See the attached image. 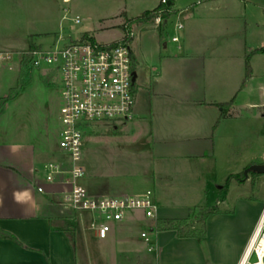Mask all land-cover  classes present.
Returning a JSON list of instances; mask_svg holds the SVG:
<instances>
[{
	"label": "rangeland",
	"instance_id": "obj_1",
	"mask_svg": "<svg viewBox=\"0 0 264 264\" xmlns=\"http://www.w3.org/2000/svg\"><path fill=\"white\" fill-rule=\"evenodd\" d=\"M176 1L179 10L197 5L194 9L200 13L199 17L185 15L178 19L175 16L168 22L161 17L149 21L140 19L144 13L156 9L160 0H0V50L13 54L10 61L0 63L5 69L4 94L7 88L15 90L8 122L13 124L14 116L21 113L28 123L36 114L38 122L33 124L44 136L45 143L53 144L58 153L61 92L52 80L45 79V73L51 68H31L30 63L27 72L20 68L22 58L30 57L31 39L42 50L80 42L85 35L101 45L127 39L136 60L135 91H140L142 86L148 91L151 75L163 74L161 68H192L190 76L206 85L207 100L228 103L236 97L232 113L241 118L240 133L245 132L247 142L240 143L239 123L231 122V133L224 129L216 138L215 159L203 163L180 158L189 155L186 153L175 155L179 143L195 141L179 138V123L171 124L168 129V125L162 126L157 119L137 118L126 124L97 126L85 139L87 175L83 185L89 193L95 197L123 196V192L136 188H150L155 192L158 206L175 208L178 217L190 209L216 207L218 199H225L220 207L227 210H234L232 205L240 196L264 200V175L250 174L246 178L245 171H241L230 179L227 196L223 191L226 178L235 171L238 161L246 160L248 164L264 154V52L252 54L264 48V0ZM76 18H80L79 24L75 23ZM179 21L184 26L182 31L176 28ZM174 37L178 42H173ZM248 55H251L253 74L241 90ZM166 76L167 80L173 77ZM250 103L259 107L255 110L245 107ZM259 132L263 133L260 138ZM229 143L236 146L232 163H228L227 157ZM149 179L150 187L144 184ZM228 195L229 205L225 207ZM198 212L195 211L194 220H189L186 234L202 231L201 223L197 222ZM137 214L143 219L141 213ZM242 221L238 217L231 223L230 235L234 232L238 235ZM156 223L146 222L138 231V240L147 250L141 234L149 233V238L155 241L157 235L150 233L149 224L156 228ZM111 226L114 229L117 224L111 223ZM231 247L226 249L229 261L236 255V247ZM205 252L210 258V251ZM145 255L149 264H159L155 253Z\"/></svg>",
	"mask_w": 264,
	"mask_h": 264
},
{
	"label": "crops",
	"instance_id": "obj_2",
	"mask_svg": "<svg viewBox=\"0 0 264 264\" xmlns=\"http://www.w3.org/2000/svg\"><path fill=\"white\" fill-rule=\"evenodd\" d=\"M175 5L173 17L177 16L179 19L188 15L196 19L200 15L195 12L197 9H194L197 5L182 10L177 7L176 0ZM178 24L182 23L179 21ZM163 31L161 35L165 33V29ZM0 53L3 51L0 50ZM177 58L180 59V56L178 55ZM21 62L20 68L25 73L28 67L23 69ZM193 71L188 67L169 66L161 68L163 74L157 76L152 74L151 88L147 91L142 86L140 91H135V120L157 119L162 126L168 125V129L171 128V124L179 123L181 125V129L178 130L179 138L182 140L191 138L195 141H192L193 143L190 140L182 141L181 145L179 143L174 150L177 152L175 155L186 153L189 155L180 158L205 163L215 159L216 138L224 129L231 131V122L239 123L237 135L242 137L240 143L241 140L247 142V136L244 131L240 133L241 118H237L232 113L236 97L232 99L234 104L230 112L231 117L222 120L216 127L221 116L219 105L227 103L207 100L206 85L190 76ZM4 72L5 69L0 67V99L8 97L12 91L15 92L14 88H7V94H4ZM166 75L173 77L167 80ZM51 78L52 73L49 70L45 73V79L49 82ZM14 102L15 95L7 104L0 103V230L14 236L19 244L0 236V264H149L145 255L149 252L138 240V231L147 221L139 214L131 216L122 224H117L116 228H112L107 239H100L89 229L88 215L73 216V212L61 205V193L66 188L62 185L46 184L43 175L37 172L48 163L61 160L59 146L56 153L53 144L45 143L44 136L33 124V121L38 122L36 114L33 115L35 118L31 116L32 119L28 122L30 124L21 113L14 116L13 124H9L7 114ZM245 107L255 110L259 106L250 103ZM262 116L264 117V114ZM28 127L31 133L28 132L30 130ZM233 134L236 135L235 132ZM262 135L263 133H258L259 138ZM165 136L166 134L163 137ZM227 149L228 163H232L236 146L229 143ZM259 159H252L248 164L246 160L238 161L234 167L235 171L228 174L225 183L253 165H264V154ZM150 181L151 179L144 184L150 187L152 184ZM40 186L45 189L46 194L38 192ZM148 189L136 188L132 192H123L122 195L141 194ZM219 201L220 199H218L220 207ZM228 205L229 195L224 203L225 207ZM232 207H235L234 210L220 207V214L207 220L204 238L180 239L173 231L157 233L155 241L158 250L155 254L159 258V264H209V262L240 264L262 219L264 200L240 196ZM159 208L160 219L163 220H186L192 211L190 209L184 216L178 217L175 208ZM238 217L243 219L241 230L237 233L239 236L235 235V232L230 235L231 223L234 224V220ZM245 218L247 221L244 220ZM68 233L75 235L74 244ZM219 244L223 245L219 246ZM231 246L236 247V255L229 261L230 256L226 249ZM222 247L225 249L220 250ZM205 250L210 251V258L205 256Z\"/></svg>",
	"mask_w": 264,
	"mask_h": 264
},
{
	"label": "built area",
	"instance_id": "obj_3",
	"mask_svg": "<svg viewBox=\"0 0 264 264\" xmlns=\"http://www.w3.org/2000/svg\"><path fill=\"white\" fill-rule=\"evenodd\" d=\"M173 1L160 0V5L167 7ZM80 22V18L75 19L76 24ZM176 28L182 31L184 26L178 24ZM173 42H178V38L174 37ZM28 54L31 56V68H51L53 85L61 92L58 144L61 160L37 170L46 184L66 188L61 193V205L77 215H88L89 229L100 239H107L112 230L111 223L122 224L130 219L131 214L141 213L151 224L158 221L160 208L153 190L129 196L95 197L83 185L87 175L84 166L86 137L92 134L94 127L115 126L135 120L134 87L137 80L133 82V73L137 71L133 69V51L129 41L125 39L108 45L71 42ZM12 56L0 53V63L10 61ZM38 192L46 194L41 186ZM151 224L150 233L157 235ZM263 236L264 226L256 231L240 264H264V252L262 255L259 253ZM141 238L147 243L149 253L157 252V243L149 238V233L143 232Z\"/></svg>",
	"mask_w": 264,
	"mask_h": 264
},
{
	"label": "trees",
	"instance_id": "obj_4",
	"mask_svg": "<svg viewBox=\"0 0 264 264\" xmlns=\"http://www.w3.org/2000/svg\"><path fill=\"white\" fill-rule=\"evenodd\" d=\"M175 1L169 3V5L167 7H162L161 5H159L156 9H154L153 11H148L146 13H144L142 15V17L140 19H144L146 21H149L151 19H156L161 17L163 20L168 21L170 20L174 15H175ZM81 43H96V40L89 36V35H85L82 37ZM42 48L37 46L35 44V42L33 41V39L30 40V46H29V50L28 52H30L31 54L36 52V51H40ZM264 52V49H260V50H256L254 53L252 54H258V53H262ZM31 61V56L30 57H24L22 59L21 65L23 67V69L25 67L29 66V63ZM133 69L136 70V60L135 58H133ZM253 74V70L251 67V55L247 56V62H246V76L245 79L242 83L241 86V90L245 89L248 81L251 79ZM52 80V78L50 79V81ZM15 95V92L12 91L8 97L0 99V103L1 105H5L8 102H10L11 100H13ZM234 104V100H232L230 103L227 104H222L219 105V108H221V116L220 119L218 121V123L216 124V127L219 125V123L222 120H226L229 119L231 117L230 112L232 110ZM250 174L252 175H259L257 173L251 172ZM249 174V175H250ZM231 179V178H230ZM230 179H228V181L224 184L223 186V191H224V195L227 196L228 190H229V181ZM225 199H220L219 202L224 201ZM51 202H53V200H49ZM196 210H199L198 212V219L197 222L201 223L202 225V231L200 233H187L185 232L186 228H187V224L189 222L190 219H195L194 217V213ZM220 214V209L218 208V206L216 207H207V208H203V209H195L192 210L190 213V217L186 220H163L160 219L157 221L156 223V231L158 232H165V231H174L177 233L178 238H204L206 237V222L209 218H211L214 215ZM77 214L73 213V216H76ZM70 240L72 241V243H75V235L73 233H68ZM0 236H2L4 239H9L12 240L16 243L19 244V241L12 235L3 232L0 230Z\"/></svg>",
	"mask_w": 264,
	"mask_h": 264
},
{
	"label": "water",
	"instance_id": "obj_5",
	"mask_svg": "<svg viewBox=\"0 0 264 264\" xmlns=\"http://www.w3.org/2000/svg\"><path fill=\"white\" fill-rule=\"evenodd\" d=\"M138 74L133 73V82L137 80ZM251 172L257 173L259 175H264V165H253L246 169L244 176L247 178Z\"/></svg>",
	"mask_w": 264,
	"mask_h": 264
},
{
	"label": "bare ground",
	"instance_id": "obj_6",
	"mask_svg": "<svg viewBox=\"0 0 264 264\" xmlns=\"http://www.w3.org/2000/svg\"><path fill=\"white\" fill-rule=\"evenodd\" d=\"M263 226H264V212H263V216H262V219H261V221L259 223L257 231L259 232V230L261 228H263ZM263 252H264V236L262 237L260 245H259V253L262 255Z\"/></svg>",
	"mask_w": 264,
	"mask_h": 264
}]
</instances>
